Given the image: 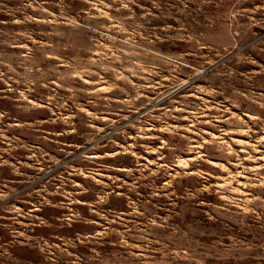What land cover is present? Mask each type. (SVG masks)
<instances>
[{"label": "rangeland", "instance_id": "374dc122", "mask_svg": "<svg viewBox=\"0 0 264 264\" xmlns=\"http://www.w3.org/2000/svg\"><path fill=\"white\" fill-rule=\"evenodd\" d=\"M0 264H264V0H0Z\"/></svg>", "mask_w": 264, "mask_h": 264}]
</instances>
